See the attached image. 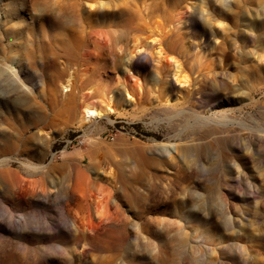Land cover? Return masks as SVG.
Returning <instances> with one entry per match:
<instances>
[{"label": "rangeland", "instance_id": "rangeland-1", "mask_svg": "<svg viewBox=\"0 0 264 264\" xmlns=\"http://www.w3.org/2000/svg\"><path fill=\"white\" fill-rule=\"evenodd\" d=\"M0 264H264V0H0Z\"/></svg>", "mask_w": 264, "mask_h": 264}, {"label": "bare ground", "instance_id": "bare-ground-1", "mask_svg": "<svg viewBox=\"0 0 264 264\" xmlns=\"http://www.w3.org/2000/svg\"><path fill=\"white\" fill-rule=\"evenodd\" d=\"M141 52H142L141 48L135 47L129 53V58L136 57V56L140 55ZM157 53H158L157 61H159L160 57H162L163 52L161 51V49L158 48ZM71 75L72 74H70V72H69L67 77L65 78L64 84L62 85V91L63 92H66V91L70 90V88H71V84H72V82H71L72 76ZM186 80L187 79L185 78L182 81L183 84L186 82ZM182 82H180V83H182ZM111 102H112L111 96H108L106 102H103V103H97L95 101H89V100L82 101V106H81L80 111H79L80 122L83 124H88V123H94L103 117L107 118L111 113H113V108H112Z\"/></svg>", "mask_w": 264, "mask_h": 264}, {"label": "built area", "instance_id": "built-area-1", "mask_svg": "<svg viewBox=\"0 0 264 264\" xmlns=\"http://www.w3.org/2000/svg\"><path fill=\"white\" fill-rule=\"evenodd\" d=\"M71 142H72V141H69V144H70ZM76 143H77V144H82V141H81V140H78Z\"/></svg>", "mask_w": 264, "mask_h": 264}]
</instances>
